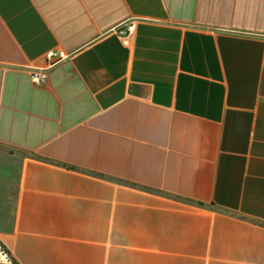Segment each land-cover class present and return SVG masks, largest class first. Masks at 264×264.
Listing matches in <instances>:
<instances>
[{
	"label": "crops",
	"instance_id": "0c3cea01",
	"mask_svg": "<svg viewBox=\"0 0 264 264\" xmlns=\"http://www.w3.org/2000/svg\"><path fill=\"white\" fill-rule=\"evenodd\" d=\"M0 242L264 264V0H0Z\"/></svg>",
	"mask_w": 264,
	"mask_h": 264
},
{
	"label": "built area",
	"instance_id": "2783aa9c",
	"mask_svg": "<svg viewBox=\"0 0 264 264\" xmlns=\"http://www.w3.org/2000/svg\"><path fill=\"white\" fill-rule=\"evenodd\" d=\"M135 31V23L131 21L128 24L121 26L119 29V34L123 37H129ZM47 58L50 61V66H53L58 62L56 54L54 52H49ZM31 80L35 84H44L48 80V72L46 68H36L31 73Z\"/></svg>",
	"mask_w": 264,
	"mask_h": 264
},
{
	"label": "trees",
	"instance_id": "16d2710c",
	"mask_svg": "<svg viewBox=\"0 0 264 264\" xmlns=\"http://www.w3.org/2000/svg\"><path fill=\"white\" fill-rule=\"evenodd\" d=\"M200 205H203L202 203H199ZM1 247L4 249L6 254L11 258L13 264H19L17 260L11 255L10 251L0 242ZM0 264H5V261L0 257Z\"/></svg>",
	"mask_w": 264,
	"mask_h": 264
},
{
	"label": "rangeland",
	"instance_id": "374dc122",
	"mask_svg": "<svg viewBox=\"0 0 264 264\" xmlns=\"http://www.w3.org/2000/svg\"><path fill=\"white\" fill-rule=\"evenodd\" d=\"M0 257L5 261V264H13L11 258L6 254L4 249L0 245Z\"/></svg>",
	"mask_w": 264,
	"mask_h": 264
}]
</instances>
